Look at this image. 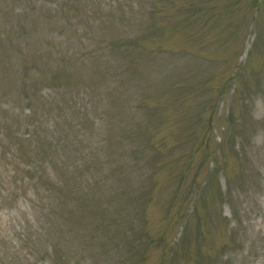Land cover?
Here are the masks:
<instances>
[{
    "label": "rangeland",
    "instance_id": "374dc122",
    "mask_svg": "<svg viewBox=\"0 0 264 264\" xmlns=\"http://www.w3.org/2000/svg\"><path fill=\"white\" fill-rule=\"evenodd\" d=\"M127 248L264 264V0H0V264Z\"/></svg>",
    "mask_w": 264,
    "mask_h": 264
},
{
    "label": "trees",
    "instance_id": "16d2710c",
    "mask_svg": "<svg viewBox=\"0 0 264 264\" xmlns=\"http://www.w3.org/2000/svg\"><path fill=\"white\" fill-rule=\"evenodd\" d=\"M143 234V233H142ZM143 248H127V258L125 261L128 262V264H138L144 259L142 253H143ZM54 256L58 257V252L54 251L53 252ZM175 253L172 251L171 255V260H174ZM123 261V262H125ZM164 264V263H163ZM170 264V262H169Z\"/></svg>",
    "mask_w": 264,
    "mask_h": 264
}]
</instances>
